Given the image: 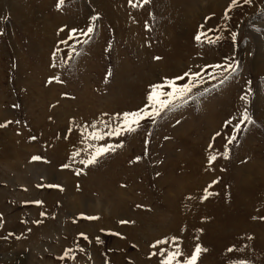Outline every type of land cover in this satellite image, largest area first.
<instances>
[{
	"label": "rangeland",
	"instance_id": "rangeland-1",
	"mask_svg": "<svg viewBox=\"0 0 264 264\" xmlns=\"http://www.w3.org/2000/svg\"><path fill=\"white\" fill-rule=\"evenodd\" d=\"M132 3L0 0V264H158L173 237L264 264V0ZM189 71L155 123L82 139ZM90 145L114 150L85 166Z\"/></svg>",
	"mask_w": 264,
	"mask_h": 264
},
{
	"label": "snow or ice",
	"instance_id": "snow-or-ice-1",
	"mask_svg": "<svg viewBox=\"0 0 264 264\" xmlns=\"http://www.w3.org/2000/svg\"><path fill=\"white\" fill-rule=\"evenodd\" d=\"M237 0H232V4H236ZM247 3L248 0H245ZM63 3V0H58L57 7L59 8L61 4ZM129 4L133 7L134 5L132 3V0H129ZM97 17H92V19H96ZM76 30L73 29L72 32H75ZM92 28H88V32H91ZM235 35V34H233ZM197 42H200L201 35H197L195 37ZM156 59H159V57H156ZM200 73L199 72H185L182 76H176L172 79H165L163 83L161 84H154L151 86V90L147 94L146 100L147 103L144 105V107L137 109L136 111L131 112H123L120 114H117L113 117L115 121H117V126L112 127L111 124L106 122H101L104 124V127L109 129L107 132L99 131L97 130V125L93 123L90 127L92 131H89L88 129L84 130V133H82V139H84L86 142L89 140H103L105 135L108 136H119L124 133H133L135 132L139 126L140 122L144 120L147 117H151L153 123H155V118L159 116L165 108H172L176 107L177 105L174 103L177 100L184 101L185 97H189V94L191 93L192 87L195 83L198 82ZM185 77H189L188 82L186 83H177L178 81H183ZM207 91V90H206ZM242 100H246V97L242 96ZM146 109H151V111H146ZM243 120H248L251 122L247 112H245L242 116ZM6 127L5 124H0V128ZM236 128H239V125L235 126ZM219 135V133H217ZM32 139H35V137H32ZM232 139H235V137H232ZM231 142V141H230ZM122 145H117L116 147H121ZM90 147L93 148V151L91 154L87 157V159L81 160V164L88 166L91 164H94L97 160V157L104 154L105 152L114 150L112 145H101V146H93L90 145ZM211 147V145H210ZM76 155H79L77 152ZM215 155H209L208 161L211 163L213 160H215ZM33 160H39L41 159L38 156H33ZM135 159L138 161L140 157H135ZM62 167L67 168L68 165H62ZM79 174V173H77ZM216 181H213L215 183ZM49 187H58V185H48ZM205 193L207 195V189H205ZM206 198L202 197V199ZM36 204L42 203L41 201H35ZM137 207H140L137 205ZM41 215H44V213H41ZM86 219L92 220L96 219V217H85ZM255 218V217H254ZM261 219H264V217H261ZM34 223L39 224L41 221H34ZM121 224L124 223H130V221H120ZM83 235V234H81ZM116 235H120L117 233ZM251 239V237H248ZM84 239H87L85 236ZM177 238L173 237L172 241L174 243V248L171 250H166L164 248H160L159 254L160 259L158 261V264H197L198 255L201 253L202 248L199 244L195 246L194 251L190 254V256L185 257L182 253V250L179 246V243H176ZM99 238H97V243H99ZM167 243L166 240H158L156 241V244L152 245V247H156L158 244ZM135 247V245H133ZM234 248H229L227 251L231 252ZM203 251H206V249H203ZM63 258V257H61ZM234 264H245V261L240 260L234 262Z\"/></svg>",
	"mask_w": 264,
	"mask_h": 264
}]
</instances>
